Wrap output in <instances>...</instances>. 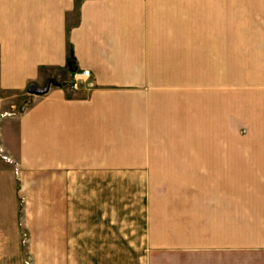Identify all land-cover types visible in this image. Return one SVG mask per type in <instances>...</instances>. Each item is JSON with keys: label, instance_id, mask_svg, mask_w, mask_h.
<instances>
[{"label": "crops", "instance_id": "obj_1", "mask_svg": "<svg viewBox=\"0 0 264 264\" xmlns=\"http://www.w3.org/2000/svg\"><path fill=\"white\" fill-rule=\"evenodd\" d=\"M187 20L216 21L203 61L223 59L224 21H261L245 35L264 61V0H0V211L19 234L8 259L264 264V139L176 137Z\"/></svg>", "mask_w": 264, "mask_h": 264}, {"label": "rangeland", "instance_id": "obj_2", "mask_svg": "<svg viewBox=\"0 0 264 264\" xmlns=\"http://www.w3.org/2000/svg\"><path fill=\"white\" fill-rule=\"evenodd\" d=\"M260 23L261 21L247 20L224 21L223 59L203 61L205 55L212 53V47L215 48L216 21L187 20V55L190 54L191 58L187 59V84L177 85L181 89L180 96L187 93V104L184 107L179 105L176 112L177 126H183L185 131L177 132V138L187 141L219 140L225 144L237 143L241 150L248 140L264 139V67L260 66L264 61L258 60L255 51H251L255 59H248L251 55L247 49L251 45L248 44L249 36L245 35L249 27L259 28ZM262 24L264 25V21ZM202 40L207 45L208 52H200ZM233 50H236L239 59L231 58L235 55ZM181 68L183 70H177L178 75L184 74V68ZM184 96L185 101L186 94ZM1 114L2 111L0 116ZM3 159V162L9 164ZM0 166L1 173H6L7 166ZM159 183L163 190L187 187V181L184 180H161ZM4 184L3 190L7 188L6 183ZM3 195V202L9 203L6 191ZM11 218L12 214L8 211H0V264H32L31 259L10 260L7 257L6 237L9 231L12 230L15 237L19 235L15 227H4V224L10 223ZM16 247L18 245L13 244V248ZM18 251V248L14 250L16 254ZM239 262L258 264L259 261L241 255Z\"/></svg>", "mask_w": 264, "mask_h": 264}, {"label": "built area", "instance_id": "obj_3", "mask_svg": "<svg viewBox=\"0 0 264 264\" xmlns=\"http://www.w3.org/2000/svg\"><path fill=\"white\" fill-rule=\"evenodd\" d=\"M88 75H89V70L87 69L74 71L72 81L70 82V86L72 88H77L79 84L81 83V81L88 78Z\"/></svg>", "mask_w": 264, "mask_h": 264}, {"label": "water", "instance_id": "obj_4", "mask_svg": "<svg viewBox=\"0 0 264 264\" xmlns=\"http://www.w3.org/2000/svg\"><path fill=\"white\" fill-rule=\"evenodd\" d=\"M53 82H55V81H53V80L49 81V83H53ZM27 90L30 93H36V94H40L43 91L39 86H37L35 84L29 85Z\"/></svg>", "mask_w": 264, "mask_h": 264}]
</instances>
